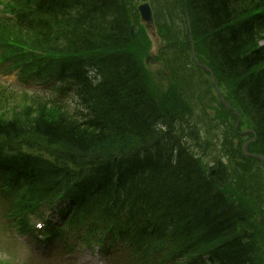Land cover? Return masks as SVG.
Returning <instances> with one entry per match:
<instances>
[{
    "label": "trees",
    "instance_id": "16d2710c",
    "mask_svg": "<svg viewBox=\"0 0 264 264\" xmlns=\"http://www.w3.org/2000/svg\"><path fill=\"white\" fill-rule=\"evenodd\" d=\"M27 1L44 7L45 14L21 23L28 33L40 34L29 38L35 47L49 53L45 52L46 61L52 64L58 56L79 54L85 65L99 69L105 82L94 84L87 78L81 86L83 76L76 79L77 98L83 104L78 117L68 109L38 102H24L21 110L2 114L0 141L23 137L31 146L49 143L53 149L48 150L55 157L74 165L102 158L103 166L96 172L101 177L98 185L88 186L95 182L92 178L80 187L70 183L63 187L73 202L105 203L117 213L114 224L120 227L125 223L118 213L126 214L128 220H139L144 235L133 238L131 246L136 254L146 256L150 247L159 250L173 245L182 250V257L191 259V264H199L192 256L201 247L210 251V258L218 264H261L264 251L257 245L256 228L247 225L242 202L231 204L233 199L222 191L226 183L223 175L207 178L186 154L173 162L170 147L159 141L169 127L165 126L173 122L168 118H173L176 108L172 104L179 99L169 94L173 101L160 109L153 93L146 91L145 71L128 51L130 23L121 0ZM187 1L202 52L233 84L235 102L250 116L264 154V46H259L264 40V0ZM2 37L6 38V33ZM0 50L4 60L14 61L15 68L29 66L23 60L21 44L7 40ZM67 64L78 66L71 60ZM88 98L95 99L91 103ZM101 99L111 100L112 107ZM100 120L104 124L98 125ZM157 146L166 151L153 152ZM31 167L51 179L52 183L38 193V197L47 195L56 185L53 176L62 170L46 167L37 159ZM64 171L59 185L76 178L68 169ZM114 174L121 189L128 187L118 192L125 201L113 198L112 189L106 190L104 179ZM23 206L27 207L26 203Z\"/></svg>",
    "mask_w": 264,
    "mask_h": 264
},
{
    "label": "rangeland",
    "instance_id": "374dc122",
    "mask_svg": "<svg viewBox=\"0 0 264 264\" xmlns=\"http://www.w3.org/2000/svg\"><path fill=\"white\" fill-rule=\"evenodd\" d=\"M168 5L167 6H161V8L169 9L170 12H172L173 15V21L171 23V26H173L171 29L168 30L171 37H173V40H178L181 37L185 36L186 38H190V34L193 31L192 27L190 28L188 26L187 20L185 18L183 8L181 7V4L179 3V0H165ZM142 2V1H141ZM149 2V1H147ZM128 15L133 16V12L128 10ZM136 27V33H138V37L134 40V44L140 49L144 50V56L143 59L145 61L149 60L151 56L153 59L157 61V63H160L162 60L163 54H158L157 49L160 44H162L161 37L151 30L145 27L143 24H139ZM158 34H160V30L158 27H156ZM202 46V45H201ZM178 57L176 55H171L170 62H171V68L172 69H178L180 66L177 64ZM157 63H151L148 66V71L150 74L155 77V79L158 81L159 84H161L164 80V78L168 77L166 72L160 68ZM1 68V67H0ZM16 74L11 73L8 76H3L0 74V81L4 84L6 81L11 82L13 81V76ZM10 77V78H9ZM8 78V79H7ZM7 79V80H6ZM166 83V81H164ZM178 91L182 92L183 94L190 97L191 100H193L195 103L197 101L190 96L191 93H194V89L190 87H185L182 89H177ZM199 94H201L200 89L197 90ZM202 95V94H201ZM209 99L206 98L204 95H202V101L201 104H206ZM208 109L205 110L207 112ZM243 120H246V118L243 117ZM254 140H257L256 135H253V138L250 140V145L253 146L255 143ZM249 148V147H248ZM250 150V148H249ZM248 150V153H249ZM250 154V153H249ZM251 155V154H250ZM241 160V159H239ZM212 162L211 158L209 159L208 163L210 164ZM238 163L237 161H232L228 164L227 170L229 173V176H232L233 173L238 169ZM204 168V165H203ZM260 177L254 176L251 180L248 179V181H243L241 179H233V182L230 186L227 184V188L225 192L229 196L230 199H233V202L231 204H239L242 202L243 208L245 212L248 214V224L251 229L252 225L256 228V234H257V244L264 247V179L261 173L259 174ZM230 182V180H228ZM227 182V183H229ZM247 194V196H245ZM248 197V198H246ZM242 199V200H241ZM233 204V205H234ZM240 207V205H239ZM242 207V206H241ZM240 209L244 211L242 208ZM7 231V230H6ZM6 231L3 232L0 230V264H6V259L10 258L11 256H14L16 258V262H19L21 259V264H32L28 260L24 259L25 257L29 256L30 252L27 251L26 248L23 246L18 245V243L21 242V239H19L18 243L13 240V238H8L9 235L6 236ZM15 238L17 236H14ZM18 246L20 247V250L18 251ZM24 255V256H20ZM88 260H91L90 258L87 259V255L84 253V255H81L77 258L78 264H92ZM87 261L89 263H87ZM65 263V262H64ZM33 264H38L37 262ZM52 264V263H51Z\"/></svg>",
    "mask_w": 264,
    "mask_h": 264
},
{
    "label": "water",
    "instance_id": "95a60500",
    "mask_svg": "<svg viewBox=\"0 0 264 264\" xmlns=\"http://www.w3.org/2000/svg\"><path fill=\"white\" fill-rule=\"evenodd\" d=\"M139 11H141L142 19L147 24H153L152 21V10H150L148 5H143L139 8Z\"/></svg>",
    "mask_w": 264,
    "mask_h": 264
},
{
    "label": "bare ground",
    "instance_id": "6f19581e",
    "mask_svg": "<svg viewBox=\"0 0 264 264\" xmlns=\"http://www.w3.org/2000/svg\"><path fill=\"white\" fill-rule=\"evenodd\" d=\"M94 99H95V98H92V99H89V98H88V100L91 101V103H92V101H94ZM101 100H102V103H103V104H107V106L112 107L111 100H110L109 102H107V100H104V99H101ZM99 101H100V100H97L98 103H99ZM103 104H102V105H103ZM114 108H115V105H114ZM186 114H191V115H192L193 112H192V111H188V112H186ZM186 114H185V115H186ZM100 124H104V121H103V120H100V122L98 123V125H100ZM229 199H230V198H229Z\"/></svg>",
    "mask_w": 264,
    "mask_h": 264
}]
</instances>
